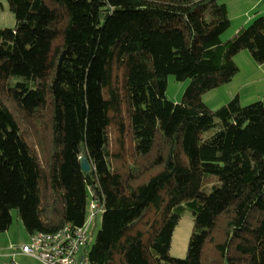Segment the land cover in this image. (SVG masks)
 <instances>
[{
    "label": "trees",
    "instance_id": "1",
    "mask_svg": "<svg viewBox=\"0 0 264 264\" xmlns=\"http://www.w3.org/2000/svg\"><path fill=\"white\" fill-rule=\"evenodd\" d=\"M7 1L17 23L0 28V96L32 118L48 111L52 152L44 165L0 97V233L14 210L29 235L82 227L96 202L83 263L264 264V102L202 100L239 73L241 51L264 64V16L223 40V0ZM169 75L190 80L179 103ZM113 120L132 145L125 173ZM186 210L188 254L174 258Z\"/></svg>",
    "mask_w": 264,
    "mask_h": 264
},
{
    "label": "rangeland",
    "instance_id": "2",
    "mask_svg": "<svg viewBox=\"0 0 264 264\" xmlns=\"http://www.w3.org/2000/svg\"><path fill=\"white\" fill-rule=\"evenodd\" d=\"M230 7L232 26L222 35L223 40H228L233 37L242 27L244 21L252 16L257 17L256 9L253 5L257 0H226ZM246 13V14H245ZM259 15L264 16V13ZM252 20L245 26H250ZM17 20L13 12L10 10L7 0H0V28H14ZM234 60L239 67V73L232 79L231 82L211 90L202 96L203 102L213 111L226 105L235 96H239L243 106L252 104L257 101L264 102V64L257 63L252 57L250 51L243 50L238 53ZM190 84V80L179 81L173 75L168 76V86L166 90V97L169 101L179 103L182 100L184 92ZM2 101L11 109L20 126L23 136L31 145L34 152H36L46 165L52 152V131L50 128V121L48 119V111L43 110L37 118L27 116L20 111L17 106L5 94H1ZM120 118V117H119ZM116 119V118H115ZM118 120V119H116ZM114 121V120H113ZM110 149L112 152V165L125 173V163L132 159L131 143H126V148H123V138L118 131L116 121L113 122L109 129ZM90 202L92 197H90ZM92 203V202H91ZM13 222L9 229L0 233V248H6L10 253L15 251L20 246L28 243L29 234L27 233L22 221L18 217L16 210L12 212ZM102 213L98 212L94 221H92L89 228L90 243L95 240L98 230L101 227ZM194 228V216L186 210L177 225L172 239L170 255L174 258H186L189 249L190 238ZM134 228L127 232L128 236H135ZM15 247V248H13ZM0 264H16L18 261L11 256L3 257L0 254ZM3 257V258H2ZM15 260V262H14ZM83 264H88L84 262Z\"/></svg>",
    "mask_w": 264,
    "mask_h": 264
},
{
    "label": "built area",
    "instance_id": "3",
    "mask_svg": "<svg viewBox=\"0 0 264 264\" xmlns=\"http://www.w3.org/2000/svg\"><path fill=\"white\" fill-rule=\"evenodd\" d=\"M98 212L99 205L92 202L84 226L74 227L67 223L56 232H36L17 250L43 264H83L80 253L88 243L89 228Z\"/></svg>",
    "mask_w": 264,
    "mask_h": 264
},
{
    "label": "crops",
    "instance_id": "4",
    "mask_svg": "<svg viewBox=\"0 0 264 264\" xmlns=\"http://www.w3.org/2000/svg\"><path fill=\"white\" fill-rule=\"evenodd\" d=\"M223 2L224 3H226V5H227V7H228V11H229V16H230V18H231V12H230V7H229V5H228V1H226V0H223ZM258 5V8L256 9L257 11H256V13H257V17L258 16H262V15H259V14H261V13H264V0H257L256 1V3L253 5V7L251 8V9H253L255 6H257ZM246 14V13H245ZM254 18H256V17H252V16H250V17H248L245 21H244V23H243V25H242V27H245L251 20H253ZM232 23H233V21H232ZM241 27V28H242ZM239 30H240V28H239ZM4 251H9L8 249H6V248H0V254H2V256L3 257H6V256H11V258L12 257H14L15 259H17L18 261H16L15 262V260H14V262L16 263V264H43L41 261H39V260H37V259H35V258H33V257H30V256H28V255H25V254H22L19 250H15V251H13V252H10V253H6V252H4ZM2 257V258H3ZM80 257H81V255H80ZM1 258V257H0ZM82 259V257L80 258V260ZM83 260V259H82ZM8 264V263H7Z\"/></svg>",
    "mask_w": 264,
    "mask_h": 264
},
{
    "label": "water",
    "instance_id": "5",
    "mask_svg": "<svg viewBox=\"0 0 264 264\" xmlns=\"http://www.w3.org/2000/svg\"><path fill=\"white\" fill-rule=\"evenodd\" d=\"M81 166H82L83 171H85V172H89L91 170V164L89 162V159L86 156H84L82 158V165Z\"/></svg>",
    "mask_w": 264,
    "mask_h": 264
}]
</instances>
